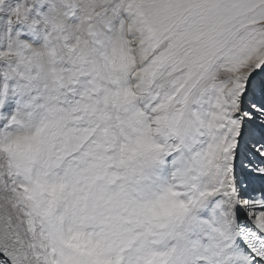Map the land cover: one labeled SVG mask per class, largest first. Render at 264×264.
<instances>
[{
    "label": "snow or ice",
    "instance_id": "obj_1",
    "mask_svg": "<svg viewBox=\"0 0 264 264\" xmlns=\"http://www.w3.org/2000/svg\"><path fill=\"white\" fill-rule=\"evenodd\" d=\"M108 3L107 32L127 23L142 36L140 75L130 81L135 96L114 84L101 104L84 67L61 61L58 116L29 151L0 168V264H95L88 243L120 252L161 217L217 192L241 221L245 264H264V0ZM91 34L103 44L104 33ZM0 105L9 112L5 89ZM20 123L13 115L0 119V134ZM158 137L202 142L194 163L211 173V188L187 203L171 189L178 206L168 198L138 204L126 184L128 161L133 153L155 159L166 151ZM90 191L97 195L88 198ZM69 194L70 228L61 216ZM72 234L84 245L68 243Z\"/></svg>",
    "mask_w": 264,
    "mask_h": 264
},
{
    "label": "clouds",
    "instance_id": "obj_2",
    "mask_svg": "<svg viewBox=\"0 0 264 264\" xmlns=\"http://www.w3.org/2000/svg\"><path fill=\"white\" fill-rule=\"evenodd\" d=\"M110 15L108 0H0V76L7 74L12 81L37 90L41 97V106L34 118L14 112L13 116L21 123L14 126L10 135L0 134V168L8 165L12 154L29 151L41 136L45 123L58 116L55 98L61 91L62 60L83 66L96 80L101 104L116 91L114 84L131 92L130 99L135 96V85L130 81L140 75L136 69L143 60L142 36L136 30H129L127 23L123 30L119 24H114L111 32H107L105 21ZM23 32L34 33L39 43L21 39ZM93 32L104 33L102 45H97ZM0 89H4L2 84ZM130 139L135 145V137ZM138 158L141 156L131 154L127 170L130 162ZM56 182L61 184L65 180L60 177ZM171 189L162 190L146 202H136L152 205L168 198L178 206L180 199L172 197ZM85 195L91 198L97 193L90 191ZM73 197L74 194H69L61 201V216L68 228L73 226ZM183 211L161 217L158 226L148 234L163 228ZM67 240L82 246L85 243L75 234L69 235ZM87 246L95 264H122V254L128 247L116 252L100 242ZM138 264H164V257L146 249L141 252Z\"/></svg>",
    "mask_w": 264,
    "mask_h": 264
},
{
    "label": "bare ground",
    "instance_id": "obj_3",
    "mask_svg": "<svg viewBox=\"0 0 264 264\" xmlns=\"http://www.w3.org/2000/svg\"><path fill=\"white\" fill-rule=\"evenodd\" d=\"M7 114L3 112V116ZM157 139L159 138H156L158 143ZM159 156L155 159L145 158L147 161L149 159L154 161ZM138 167L141 169V164ZM157 168L158 166L152 163L148 170L152 174H156ZM167 170L166 178L156 177L157 182L152 181L146 185V192L142 193L143 195L138 202L151 200L162 190L172 188L180 191L183 194L181 199L187 203L190 194H198L200 191L210 189L213 184L211 173L205 171L196 173L194 161L189 158H185V161H181V159L170 161L167 164ZM142 186L145 187V185ZM150 188L156 189L154 191L152 189V192H150ZM208 208L209 210H207ZM239 222L234 209L229 210L226 198L222 192L206 197H198L197 195L193 202L188 203L186 210L181 215L173 218L163 228L155 229L153 233L139 236V240L135 239L132 241L134 246L132 244L128 246V248L130 247L129 251L122 255V260L124 257V264H138L141 252L151 249L164 257V264H184L180 252V247L183 245L186 249V254L189 257L193 255L192 258H194L196 253H198L197 256L199 253H205L206 256H204L206 258L207 256L208 258L210 257L215 264H245L247 253L243 242L238 236L237 223ZM196 223H199V229L195 226ZM201 229L207 236L206 240H203L205 238H198V236L202 235L198 231H201ZM168 230L171 231V234H165V241L159 240L160 234ZM149 236L154 237V239L148 238ZM198 258H200V255ZM210 263L212 264V262Z\"/></svg>",
    "mask_w": 264,
    "mask_h": 264
},
{
    "label": "rangeland",
    "instance_id": "obj_4",
    "mask_svg": "<svg viewBox=\"0 0 264 264\" xmlns=\"http://www.w3.org/2000/svg\"><path fill=\"white\" fill-rule=\"evenodd\" d=\"M16 27L19 28L20 26L17 25ZM15 30L16 29H13V31H15ZM20 38L25 39V40H32L34 43H39V39H38V37L35 36L34 33L23 32V34L21 35ZM0 84H2V86L4 87L6 96L8 97V99L11 102L10 111L8 112V114L6 116H3V105H0V119H7L8 117L12 116L14 112H20L25 117H27L28 119H32L38 114V109L41 106V104H40L41 97L39 96L37 90L26 87V86L20 84L19 82L12 81L11 78H9L7 76H0ZM158 138H159V139H157L158 143L164 142V144L167 147V150L164 151L163 153H161L159 158H157L154 161H152L151 159H149V161H147L145 157H141V158H138L136 161L130 162V164H129L128 174H127L125 179H126L127 187L130 189V193H131L133 199H135L136 201H139V198L143 195L142 193L146 192V189H147L146 185L147 184H150L152 181L157 182L156 177H159V176L161 178L167 177L166 176L167 175L166 172L168 171L167 170V164L170 161H174V160L177 161L178 159H181V161H185V158L186 159L189 158L191 161H194L195 154L200 150V148L202 146V142L185 141L184 143H179V141H170L168 138H164V137H158ZM177 144L179 146H175ZM152 163H154L158 166L157 169L159 172L157 171L156 174H152L148 170V168L151 167ZM140 164L142 166L141 169L138 167V166H140ZM194 165H195V163H194ZM201 171H203V170H199L196 167V173L201 172ZM142 185H145V187ZM152 189L154 191L156 188H150L149 191L152 192ZM207 210H209V208ZM198 224L199 223H196L195 226L198 227L199 226ZM237 225H238V223H237ZM199 227H198V229H199ZM198 231L202 234V235L200 234L201 236H198V238L199 237L201 239L205 238L203 240H206L207 236H206L205 232H202L203 231L202 229H201V231L200 230H198ZM164 232H166V233H164ZM164 232L160 234L161 237H159V240L162 239L163 241H165L164 240L165 234H167V235L171 234V231H169V230L164 231ZM148 238L154 239V237H152V236H149ZM137 239L139 240V236ZM197 241H199V240L197 239ZM131 244H132V246H134L133 245L134 242H132ZM129 248L127 247L124 250V252H123L124 255L129 251ZM180 252H181V255L183 258L182 262L184 264H211L210 262H212V264H215L213 262V260L210 259V257L208 258V256H207L208 259L205 257L206 256L205 253L204 254L199 253L200 258H198L199 255L197 256L198 253L195 254L194 258H192L193 255H191L189 257V255L186 254V249L183 245L180 247ZM195 257H197V258H195ZM203 257H204V259H203ZM124 259L125 258L123 257V260H122L123 264L125 263ZM194 259H196V260H194ZM202 260H205V261H202Z\"/></svg>",
    "mask_w": 264,
    "mask_h": 264
}]
</instances>
